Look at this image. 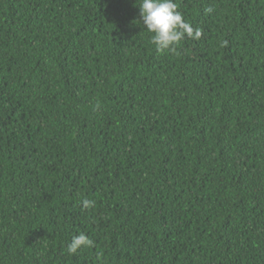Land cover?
<instances>
[{
    "label": "trees",
    "instance_id": "trees-1",
    "mask_svg": "<svg viewBox=\"0 0 264 264\" xmlns=\"http://www.w3.org/2000/svg\"><path fill=\"white\" fill-rule=\"evenodd\" d=\"M175 2L0 0V264H264V0Z\"/></svg>",
    "mask_w": 264,
    "mask_h": 264
},
{
    "label": "clouds",
    "instance_id": "clouds-1",
    "mask_svg": "<svg viewBox=\"0 0 264 264\" xmlns=\"http://www.w3.org/2000/svg\"><path fill=\"white\" fill-rule=\"evenodd\" d=\"M139 8V21L143 28L151 34V43L159 53H176L180 42L185 38L199 40L202 31L194 29L188 23L175 0H136ZM211 13L212 8L206 9ZM84 210L95 207V201L84 199L82 202ZM94 242L85 234L73 235L66 245L69 255L76 254L84 247L93 246Z\"/></svg>",
    "mask_w": 264,
    "mask_h": 264
}]
</instances>
